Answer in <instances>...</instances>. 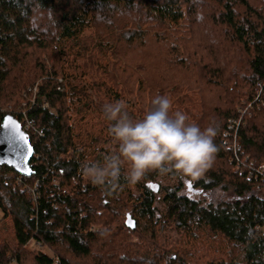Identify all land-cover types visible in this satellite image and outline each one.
Masks as SVG:
<instances>
[{"label": "trees", "instance_id": "16d2710c", "mask_svg": "<svg viewBox=\"0 0 264 264\" xmlns=\"http://www.w3.org/2000/svg\"><path fill=\"white\" fill-rule=\"evenodd\" d=\"M157 94L219 125L215 160L106 196L80 170L113 146L102 107ZM7 117L35 154L0 167V264H264V0H0Z\"/></svg>", "mask_w": 264, "mask_h": 264}, {"label": "clouds", "instance_id": "9594fccd", "mask_svg": "<svg viewBox=\"0 0 264 264\" xmlns=\"http://www.w3.org/2000/svg\"><path fill=\"white\" fill-rule=\"evenodd\" d=\"M199 19V14L198 17ZM112 147L101 160L80 163L81 175L109 197L134 186L148 172L196 179L212 166L218 151L215 138L219 125L201 127L189 116L173 110L167 94H157L140 118L127 111L124 99L105 103Z\"/></svg>", "mask_w": 264, "mask_h": 264}, {"label": "water", "instance_id": "95a60500", "mask_svg": "<svg viewBox=\"0 0 264 264\" xmlns=\"http://www.w3.org/2000/svg\"><path fill=\"white\" fill-rule=\"evenodd\" d=\"M9 119L12 134H9V131L2 126ZM2 125L0 126V167L14 170L22 178H31L33 172L30 164L35 152L28 135L23 131L22 126L11 117H7ZM126 227L134 231L136 224L128 218Z\"/></svg>", "mask_w": 264, "mask_h": 264}, {"label": "built area", "instance_id": "2783aa9c", "mask_svg": "<svg viewBox=\"0 0 264 264\" xmlns=\"http://www.w3.org/2000/svg\"><path fill=\"white\" fill-rule=\"evenodd\" d=\"M253 105L249 106V107H246V105H244L245 108H243V110L240 112L241 116H242L241 119L238 120V121H233V122L230 123V125H229V133H226V136H229V135H233L234 137L236 136V134L238 133L239 129L243 126V118L245 116H247V117L251 116L250 114L252 113L251 111L253 110ZM43 110H48V105L43 106ZM23 118H25V114H23ZM24 123L26 124V129L25 130L28 131L29 130V126H27L28 124H27L26 121H24ZM230 132H231V134H230ZM232 150H235V151L238 150L239 151L240 148L238 147V145L236 146V144H235V145H233ZM263 170H264V168L261 171H263Z\"/></svg>", "mask_w": 264, "mask_h": 264}, {"label": "snow or ice", "instance_id": "6c2138e0", "mask_svg": "<svg viewBox=\"0 0 264 264\" xmlns=\"http://www.w3.org/2000/svg\"><path fill=\"white\" fill-rule=\"evenodd\" d=\"M10 124H11V120L9 119V121L7 123H4L2 126L9 131V134H12L13 130L10 129ZM189 188H191V185H189Z\"/></svg>", "mask_w": 264, "mask_h": 264}, {"label": "rangeland", "instance_id": "374dc122", "mask_svg": "<svg viewBox=\"0 0 264 264\" xmlns=\"http://www.w3.org/2000/svg\"><path fill=\"white\" fill-rule=\"evenodd\" d=\"M246 105V104H245ZM247 105H250V106H252L253 105V103H248ZM253 110H254V108H253Z\"/></svg>", "mask_w": 264, "mask_h": 264}]
</instances>
